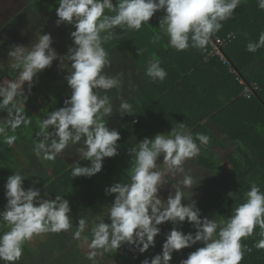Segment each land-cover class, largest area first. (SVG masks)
I'll return each instance as SVG.
<instances>
[{
	"label": "trees",
	"instance_id": "16d2710c",
	"mask_svg": "<svg viewBox=\"0 0 264 264\" xmlns=\"http://www.w3.org/2000/svg\"><path fill=\"white\" fill-rule=\"evenodd\" d=\"M25 1L13 15L0 22V79L14 80L18 75V71L10 67L13 61L8 57V52L17 45L30 46L36 42L26 37L15 41L14 37L22 31H48L52 35L51 47L54 49L57 44L63 46L71 43L73 46L71 32L75 30L74 25L56 24L58 0ZM117 2L113 0L114 4ZM106 14L114 13L106 10ZM163 15V11H158L139 31L118 27L114 30L113 38L103 44L111 61L110 66L104 68V73L109 76L123 73L119 89L113 88L106 93L100 90V95L107 94L113 105V114L102 119L109 128L120 132L117 142L119 154L105 158L103 168L117 182L130 183L134 160L128 149L157 133L167 135L173 127L179 128L183 123L194 139L202 133L210 141L207 145H200L196 140L200 154L185 161L193 166L192 172L188 173L193 177L194 184L192 189L184 190L190 199L185 198L183 203L195 200L202 217L227 220L234 208L245 202L244 193L252 184L264 192V47L254 53L246 50L247 44L250 41L258 42L260 34L264 32V9L259 8L258 0H241L233 16L222 21L223 27L211 37L223 38L229 33L235 34L224 47V52L247 82L258 84L250 97L243 93L244 85L228 71V65L223 64L219 57L210 55V42L204 50L189 47L177 51L171 47L168 37L159 27ZM156 35L161 38L153 43ZM138 49L143 50L142 54ZM57 53L61 56L62 50ZM150 60H159L166 70L167 76L163 81L158 78L152 80L145 75ZM70 63H64L66 67L55 74L56 80L48 67L42 70L34 78L30 92L25 83L27 100L23 106L31 123L27 127L22 124L15 133L8 132L17 137L13 145L9 146L0 139V211L7 203V178L15 172L27 176L24 181L26 189L39 188L46 199L59 195L67 199L72 208L69 214L72 227L60 233H45L47 240L43 245L24 251L16 264H31L36 260L35 264H92L84 255H79V245L86 240L84 237L90 242V230L93 223L98 222V217L109 222L107 210L115 194L105 193L108 186L98 174L91 178L71 175L73 163L67 162L64 157L73 156L76 146L70 145L53 161L41 160L33 151L35 143L43 139L36 135L38 122L51 111L63 107L64 101L71 96L72 89L65 79ZM43 76L53 80L54 84L49 86L48 80L40 84ZM36 97L42 99L43 105L35 112L31 106H38ZM121 97L131 104L132 114L122 116L117 111ZM7 115L6 110H0V120L6 119ZM81 164L91 165L89 161H81ZM157 165L160 166L158 162ZM166 178L175 185L182 177ZM81 218H85L88 227L80 238H74ZM159 227L161 232L156 237L155 246L146 252L135 249V255L127 254L125 244L117 251L105 254L110 260H115L117 257L119 259L122 251L125 256L121 258V264H142L146 258L151 259L155 254L162 253L166 234L174 225L164 222ZM177 227H181L185 233L196 231L188 222ZM7 230V226L0 221V232ZM260 231L257 225L251 236L242 238V248L246 246L251 251L244 252L240 264H264V249L255 247L262 238ZM202 246L197 242L174 252L171 264H181L191 252ZM98 262L105 264L102 260ZM0 264L4 262L0 261Z\"/></svg>",
	"mask_w": 264,
	"mask_h": 264
},
{
	"label": "clouds",
	"instance_id": "9594fccd",
	"mask_svg": "<svg viewBox=\"0 0 264 264\" xmlns=\"http://www.w3.org/2000/svg\"><path fill=\"white\" fill-rule=\"evenodd\" d=\"M58 4L56 24L74 25L73 46L59 56L51 47V35L41 34L30 46L17 45L8 52L13 61L10 67L17 70L18 75L14 80L0 79V110L8 114L6 119L0 120V139L13 145L17 137L8 132L15 133L22 124L27 127L31 123L23 106L27 100L25 83L30 92L34 78L50 67L53 60L59 57L62 68L66 67L65 60L70 61L65 79L72 89L71 96L63 107L38 122L36 135L43 139L35 143L33 151L41 160L53 161L70 145L76 146L80 159L73 163L71 175L91 178L102 171L105 158L119 154L120 132L109 128L102 119L113 114V105L107 94L100 95V90L106 93L119 89L122 84V72L109 76L103 71L111 64L103 44L113 38L114 30L120 27L139 31L155 13L163 11L159 27L171 47L177 51L189 47L204 50L210 38L223 27L222 21L233 16L241 0H118L116 4L113 0H58ZM258 6L264 9V0H258ZM106 10L114 14H106ZM160 38L156 35L152 42ZM262 47L264 32L258 42L250 41L246 50L254 53ZM138 52L142 54L143 50L138 49ZM145 75L163 81L167 72L159 60H150ZM117 111L122 116L133 113L131 104L122 97ZM196 140L200 145L210 142L202 133L194 139L181 123L167 135L157 133L128 149L134 160L131 181L117 182L105 189L106 194H115V197L107 210L109 222L98 217V222L91 227L87 259L92 264H99L97 257L115 252L125 244L146 252L155 246L161 232L159 225L164 222H171L174 227L166 234L162 253L146 258L142 264H171L174 252L197 242L203 246L191 252L181 264H240L244 252L251 251L246 246L242 248L241 240L251 236L257 225L262 238L255 247L264 249V192L256 184L244 193L245 202L235 207L227 220L202 217L195 200L183 203L185 198L190 199L184 190L192 189L194 184L184 164L200 154ZM161 156L163 170L157 165ZM81 161H91V165H82ZM165 176L182 177L172 185L167 199L160 195L161 188L170 180ZM26 178L15 172L8 176L5 184L7 203L0 211V221L8 228L0 232V261L4 264H16L23 255L24 244L35 235L60 233L72 227L69 201L59 195L46 199L36 187L26 189ZM184 222L191 224L195 233H185L177 227ZM87 227L85 218L79 219L74 238H80Z\"/></svg>",
	"mask_w": 264,
	"mask_h": 264
},
{
	"label": "rangeland",
	"instance_id": "374dc122",
	"mask_svg": "<svg viewBox=\"0 0 264 264\" xmlns=\"http://www.w3.org/2000/svg\"><path fill=\"white\" fill-rule=\"evenodd\" d=\"M25 2H26L25 0H0V22L2 20H4L5 18H8L11 15H13L19 8H21L23 6V4ZM41 34H50V33L48 31L38 32L35 30L22 31L20 34H17L14 37V39H15V41H18L22 37H26L27 39L30 38V39L37 40L38 36ZM51 37H52V35H51ZM0 43H1V37H0ZM70 44L71 43H68V44H65L63 46H61V44H57L55 46V51L59 52L62 50L61 56H63L65 53H67L68 48L71 46ZM66 47H68L67 50H66ZM0 51H1V44H0ZM0 60H1V58H0ZM66 61L67 60H65L64 63ZM48 68H49V71L52 74V76L55 78V80L58 79L55 77V74L59 71H62V69H63L60 66L59 57H58V59L53 60L52 65ZM53 77H51V78H53ZM4 79H7V78H4ZM8 80H10V79H8ZM45 80H48L49 86L54 84L53 80L47 78L46 76L41 77L39 83L41 84ZM36 101L39 103L38 106H31L32 110L35 112L39 111L43 105V101L40 97H36ZM1 117H3V115H1ZM79 158H80V156L76 151H75L73 156L64 157V159L69 163H74V161L76 159H79ZM162 161H163V158H159L157 162H158V164H160V166L162 165V167H164V165L161 163ZM184 167H185L186 172H192L193 166L191 164L185 162ZM166 177H168V176H166ZM166 177H165V179L168 180V178H166ZM172 185H174V183L170 182V180L165 183V185L162 187V189L164 190V194H168L172 190Z\"/></svg>",
	"mask_w": 264,
	"mask_h": 264
},
{
	"label": "crops",
	"instance_id": "0c3cea01",
	"mask_svg": "<svg viewBox=\"0 0 264 264\" xmlns=\"http://www.w3.org/2000/svg\"><path fill=\"white\" fill-rule=\"evenodd\" d=\"M118 27L115 29L117 30ZM74 159V158H73ZM77 161V159L75 160ZM91 163V161H89ZM161 170L164 169V167H159ZM101 179L105 182L106 186L110 187L111 185H113L114 183H117V180L112 177L104 168L102 169V171L100 173H97ZM166 177V176H165ZM160 195L162 197H166L167 194H164V190L161 188L160 191ZM47 240V236L45 235V233H42L40 235H35L30 241L26 242L23 246L24 251H28V249L30 250H34L37 249L40 245H43V243ZM79 249L80 252L78 251L79 255H81L83 257V255L87 258V252L89 251L88 249V242L86 240H83L81 242V244L79 245ZM134 246H130V245H125L124 251L127 254H131V255H135L136 254V250L139 251L138 249H136ZM23 251V254H24ZM125 253L121 251L120 255H119V259L118 257L115 260H110V258L104 254L102 257H97V260H102L105 264H121L122 260L121 258H123V255L125 256ZM37 262L34 261L31 264H35ZM20 263V262H19Z\"/></svg>",
	"mask_w": 264,
	"mask_h": 264
},
{
	"label": "built area",
	"instance_id": "2783aa9c",
	"mask_svg": "<svg viewBox=\"0 0 264 264\" xmlns=\"http://www.w3.org/2000/svg\"><path fill=\"white\" fill-rule=\"evenodd\" d=\"M235 37L234 33H229L223 38L216 37L210 39L211 45V56L219 57L220 61L223 64L228 65V71L235 76V79L238 80L241 84L244 85V94L247 97H250L258 88V84L256 82H247L244 77L241 76L239 71L232 65L230 59L227 57L226 53L224 52V47L228 44V42Z\"/></svg>",
	"mask_w": 264,
	"mask_h": 264
}]
</instances>
